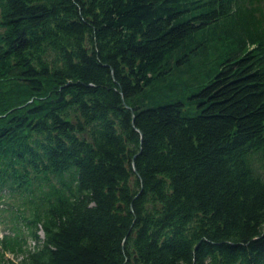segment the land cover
<instances>
[{
  "label": "trees",
  "instance_id": "1",
  "mask_svg": "<svg viewBox=\"0 0 264 264\" xmlns=\"http://www.w3.org/2000/svg\"><path fill=\"white\" fill-rule=\"evenodd\" d=\"M1 225L0 264H264V0H0Z\"/></svg>",
  "mask_w": 264,
  "mask_h": 264
},
{
  "label": "rangeland",
  "instance_id": "2",
  "mask_svg": "<svg viewBox=\"0 0 264 264\" xmlns=\"http://www.w3.org/2000/svg\"><path fill=\"white\" fill-rule=\"evenodd\" d=\"M39 233H40V235H41V237H42V236H43V232L40 231ZM4 234H5L4 226L2 227V225H1V226H0V237H2ZM28 244H29L31 247H33L34 242H33V239H32V238H29V239H28ZM7 257H9V258H11V259H13V260H15V261H18V260L21 259L20 256H17V255L11 254V253L7 254Z\"/></svg>",
  "mask_w": 264,
  "mask_h": 264
}]
</instances>
